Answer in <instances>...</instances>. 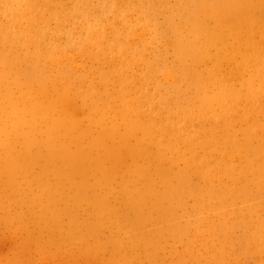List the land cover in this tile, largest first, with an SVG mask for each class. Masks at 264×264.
<instances>
[{
    "label": "rangeland",
    "instance_id": "1",
    "mask_svg": "<svg viewBox=\"0 0 264 264\" xmlns=\"http://www.w3.org/2000/svg\"><path fill=\"white\" fill-rule=\"evenodd\" d=\"M9 1L0 0V130L4 129L0 131V264H264V228L258 238L249 239L253 218L243 197L223 191L226 186L234 191L249 186L254 196L249 195L261 199L256 211L264 216V89L257 65L243 58L247 49L240 37L227 35L223 47L210 45L196 66L203 75L205 98L196 94L190 75L182 74L181 67L191 62L176 57L166 24L167 18L172 19L191 38L184 14L194 10L196 0H12L10 5ZM213 26L208 20L207 28ZM39 27L43 35L37 32ZM252 38L264 49V32L253 33ZM219 80L229 87V97ZM216 95L220 101L213 100ZM60 96L67 97L63 105ZM35 103L40 110L31 111ZM62 109L76 122L73 131L80 138L106 132L109 126L118 136L127 126L125 119L148 124L149 131H143L147 135L130 134L128 148L114 166L102 162L109 172L88 181L93 194L86 193L85 199L75 197L74 187L53 173L46 157V147L64 145L75 151L74 139L53 121L62 117L56 115ZM142 143L145 147L138 146ZM22 151L27 158L11 172L10 188L5 158ZM246 162L260 168L262 178L242 168ZM144 165H149L156 185L161 172L174 180L188 170L190 192L170 195L164 202L141 197L135 189L142 190L143 182L134 171ZM216 191L225 197L218 199ZM50 196L58 202L57 227L41 218L35 202ZM92 196L106 199L107 214L99 212V205L95 208L97 199ZM138 196L139 204H129ZM150 202L156 210L149 209ZM236 205L239 211L234 210ZM152 211L153 215L163 211L171 222L159 225L150 219ZM138 214L144 225L135 221ZM84 220L92 224L85 226ZM152 224L160 229L154 230ZM85 227L91 230L85 232Z\"/></svg>",
    "mask_w": 264,
    "mask_h": 264
},
{
    "label": "bare ground",
    "instance_id": "2",
    "mask_svg": "<svg viewBox=\"0 0 264 264\" xmlns=\"http://www.w3.org/2000/svg\"><path fill=\"white\" fill-rule=\"evenodd\" d=\"M9 1V0H8ZM38 1V0H37ZM160 1V0H159ZM198 1L194 6V10L195 11H200L202 13V16L196 14V12H194V10L192 11H187L184 14V21L188 24L187 26V31L188 33H190L191 38L184 34V32L179 31L178 27L176 26V24H174V22L172 21V19L167 18L166 19V24L168 27V30L170 32V36L174 37V41H173V47H174V51L176 54V57L178 58V60H189L191 62V65H185L182 68V74H184L185 76H189V83L194 87V89H196V94L200 95L201 97H205L206 95H204L205 92H201V90H203V86H204V82H203V75L202 72H200V69H197L196 66L199 64V62L202 60V58L204 57V55L207 53V49L208 47L211 45H216L219 47H223L226 44V36L227 35H232L234 38L238 39L240 37L242 44H244V47L247 49L244 53H243V58L245 60H251L254 61V63L257 65L258 70L260 71L259 74V81L263 84V89H264V49L261 46V44L254 40L252 38V34L253 33H258L261 34L264 32V0H196ZM11 1L8 2V4H12ZM39 2V1H38ZM88 2V1H87ZM27 3V2H26ZM7 4V5H8ZM32 4V2H31ZM165 6V5H164ZM191 6V5H190ZM58 7V6H57ZM136 8V7H135ZM32 9V8H31ZM33 11V10H32ZM31 12V11H30ZM138 12V10H137ZM28 13V12H27ZM64 13V12H63ZM151 13V12H150ZM32 14V13H31ZM34 14V13H33ZM46 14V13H45ZM4 15V14H3ZM9 16V15H8ZM31 16V15H30ZM33 16V15H32ZM10 17V16H9ZM34 17V16H33ZM41 17V16H40ZM132 17V16H131ZM31 18V17H30ZM63 20V19H62ZM210 20L214 23L213 29H209L207 28V21ZM28 21V20H27ZM38 21V20H37ZM32 22V21H31ZM92 26V25H90ZM28 30V29H27ZM37 32L39 34L43 35V32L41 30V27L36 28ZM91 32V31H90ZM6 34V33H5ZM90 35V33H89ZM7 36V34H6ZM5 37V36H4ZM8 38V37H7ZM6 38V39H7ZM259 38V37H258ZM5 39V38H4ZM92 40V39H91ZM6 41V40H5ZM18 41V39H17ZM5 43V42H4ZM262 43V42H261ZM30 48V47H29ZM126 50V49H125ZM19 54V53H18ZM4 55V54H3ZM21 59V57H20ZM36 62V61H35ZM130 63V62H129ZM168 63V62H167ZM36 65V64H35ZM18 70H21L18 69ZM25 70H22L23 74L26 75L27 73L24 72ZM21 73V72H20ZM74 73V71H73ZM104 73V72H103ZM178 74V72H176ZM19 74V73H18ZM105 74V73H104ZM119 74V73H118ZM180 74V73H179ZM204 74V73H203ZM100 75V74H99ZM8 78V77H7ZM111 78V77H110ZM206 79V78H205ZM204 79V80H205ZM187 80V79H186ZM203 82V83H202ZM64 83V82H63ZM220 88H223V93L226 96V93L228 94V88L227 86H225L224 84H222V80H219L217 83ZM226 84V83H225ZM256 85V84H255ZM65 86V85H64ZM211 86H214V84H212ZM210 86V87H211ZM216 86V85H215ZM219 86H216V88ZM69 88V87H68ZM214 89V88H213ZM212 89V90H213ZM225 89V91H224ZM206 90V87H205ZM211 90V88H210ZM230 90V89H229ZM252 90V89H251ZM198 91H200L198 93ZM232 90H230L229 92H231ZM211 93V92H210ZM230 94V93H229ZM229 94L227 95L229 97ZM252 96H256V93L254 90H252L251 92ZM11 94L8 93L7 97H10ZM220 95H216V97L213 100L216 101H220L221 97L219 98ZM251 96V97H252ZM231 97V96H230ZM233 98V97H232ZM119 99V98H118ZM17 100V99H16ZM200 100V99H199ZM19 101V100H18ZM59 101L60 103L63 105L66 101H67V97L64 96H60L59 97ZM198 101V100H197ZM203 104H207V101L204 100ZM53 101H51V103L49 102V107L52 108L53 106ZM23 104V103H22ZM67 104V103H66ZM19 106V110L20 108V103L18 104ZM183 105V104H182ZM15 106V105H14ZM12 106V108H16ZM129 105L126 103V101L123 102V107L127 108ZM25 107V102H24V106ZM22 107V108H23ZM57 107V106H56ZM223 107V106H222ZM31 108V111L34 110H40V106L38 104L35 103V105H33ZM67 109V108H66ZM66 109H62L59 113H57L56 115L59 116L60 114H62V117H58L56 119H54V123L56 124L57 128L64 133L65 135H69L72 139L71 141H74V146H75V151L71 152L66 146L64 145H59L57 148L54 147H46L45 151H46V157L48 158V162L51 164L52 169H53V173L59 178V179H66L73 187L74 190L76 191V198L77 199H85L86 198V193H90V195H92V190L90 184L93 183L95 181V178L97 175V173L100 174V178H103L107 172H109L108 170L106 171L104 165L102 162L108 163L109 165L114 166L115 162L121 158V156L123 157V152L125 151V149L128 148V146L126 145V141H128V137L130 136V134H132L131 136H135L137 132L141 133L145 130H147V125L144 124L143 122H139L138 119L135 120H127V126L124 129V132L122 134H118V136H115L114 133V127L113 126H109V128L106 130V132H103L101 134L95 135V136H87L84 138H80L77 134L73 131L74 126L76 125V122L73 121L70 117H69V112L66 111ZM14 110V109H13ZM12 110V111H13ZM24 110V109H23ZM68 110V109H67ZM130 110V109H129ZM187 110V109H186ZM18 111V109L16 110ZM135 111V110H134ZM15 112V110H14ZM21 111H18V113ZM23 112V111H22ZM26 112V111H25ZM49 112V110H48ZM138 112V111H137ZM146 112V111H144ZM184 112V110H183ZM189 112H191L189 110ZM17 113V112H16ZM17 113V114H18ZM136 113V112H135ZM134 113V114H135ZM184 113H187L184 112ZM204 113V112H203ZM54 114V113H53ZM52 114V115H53ZM73 114V113H72ZM139 114V112H138ZM159 114V113H158ZM192 114V113H191ZM140 115V114H139ZM142 116L144 115L141 114ZM140 115V117H141ZM188 115V113H187ZM186 115V116H187ZM18 116V115H17ZM20 116V114H19ZM194 117V116H193ZM22 118V117H21ZM128 118V117H127ZM137 118V117H136ZM146 119V117H144ZM144 119V120H145ZM194 119V118H193ZM143 119H141L140 121H142ZM169 120L171 121V119L169 118ZM229 120V119H228ZM21 121V120H19ZM18 121V122H19ZM137 121L139 123H137ZM167 121V122H170ZM125 123V122H124ZM156 123V122H155ZM6 126V125H5ZM8 126V125H7ZM171 126V125H170ZM160 127V126H159ZM34 128V127H33ZM41 128H43L41 126ZM155 128V127H154ZM80 129V128H79ZM152 129V128H151ZM2 130V129H1ZM0 130V131H1ZM4 130V129H3ZM3 130L1 132H3ZM7 130V129H6ZM5 130V131H6ZM165 130L164 127L163 129H161V131ZM149 131V130H147ZM153 131V130H152ZM164 132V131H163ZM47 133V132H46ZM145 133V132H143ZM149 133V132H148ZM230 133V132H229ZM9 135V134H8ZM145 135H147V132L145 133ZM13 137V136H12ZM11 137V138H12ZM38 137V136H37ZM43 137V136H42ZM89 137V138H88ZM152 137V136H151ZM164 137V136H163ZM225 137V136H224ZM234 136H232L233 138ZM14 139V138H12ZM60 139V137H59ZM146 139V138H145ZM235 139V138H234ZM26 141V140H25ZM28 141V140H27ZM44 141V140H43ZM133 141V140H132ZM152 141V140H151ZM168 141V140H167ZM171 141V140H170ZM4 142V141H3ZM8 142V140H7ZM147 142V141H145ZM156 142V141H155ZM9 143V142H8ZM11 143V142H10ZM109 143V144H108ZM137 143V142H136ZM151 143V142H150ZM167 143V142H166ZM44 144V143H43ZM142 145H138L143 146ZM170 144V143H169ZM11 145V144H10ZM9 145V147H10ZM25 145V144H24ZM2 146V145H1ZM7 146V145H6ZM16 146V145H15ZM160 146V145H158ZM167 146V145H165ZM175 146V144H174ZM145 147V146H143ZM169 147V145H168ZM167 147V148H168ZM121 148L123 149V151H121ZM134 148V147H133ZM132 148V150H133ZM136 148V147H135ZM3 149V148H1ZM34 149V148H33ZM139 149V148H138ZM4 150V149H3ZM142 150V149H141ZM145 150V149H144ZM254 153L256 152V149H253ZM43 151V150H42ZM34 152H38V151H34ZM137 153V151H135ZM215 152V151H214ZM178 153V152H177ZM1 154V153H0ZM128 154V153H127ZM2 155V154H1ZM26 152L24 153L19 152L17 153L15 156H10L5 158L6 159V168H7V173L9 175V181H8V186L11 188L13 185V180L11 178V172L15 171V169L18 168L17 162L20 159H25ZM133 156V155H132ZM153 157V156H152ZM156 157V156H155ZM163 157V156H162ZM179 157V155H178ZM177 157V158H178ZM183 157V155H182ZM194 157V156H193ZM27 158V157H26ZM171 158V157H170ZM181 159V158H178ZM27 160V159H26ZM183 160V159H182ZM135 161V160H134ZM151 162V161H150ZM159 163V161H158ZM185 163V162H184ZM252 162H246L242 168H244L245 170H251L253 173H257V176H260V178H262V172H260V168L258 167H253V164H251ZM117 164V163H116ZM147 164V163H146ZM106 165V164H105ZM155 166V164H153ZM136 166V165H135ZM138 166V165H137ZM146 166V165H144ZM170 166V165H169ZM172 166V165H171ZM118 167V165L116 166ZM142 169H139V167H135V175L136 177H139L143 184H142V190L144 191V194L142 193L141 187L136 188L135 190L138 192V195H140L141 197H143L145 195V198H156L155 202L157 200L158 201H163L165 199H168L170 197V195H174V194H178V195H183L184 193H186V191L191 188L190 182L188 181V176H189V172L187 171H183L184 173L182 174H177L178 176H175L176 178L173 180H170V178L166 175V173L161 172L158 174L157 173V178H158V183L156 185V182L151 181V173H150V167L149 165H147L145 168L144 167H140ZM116 169V168H115ZM156 169V168H155ZM183 169V168H182ZM112 170V169H111ZM22 171V170H21ZM106 171V172H105ZM117 171V170H116ZM156 171V170H155ZM191 171V170H190ZM244 170L242 169V172ZM247 171V170H246ZM133 172V173H134ZM180 172V171H179ZM245 172V171H244ZM106 173V174H104ZM112 173V172H111ZM172 173V172H171ZM249 173V172H248ZM251 173V172H250ZM248 175H251V174ZM114 174V173H113ZM112 174V175H113ZM244 174V173H243ZM134 175V174H133ZM253 175V174H252ZM79 177L80 180L79 182L76 181V177ZM109 177V176H108ZM111 177V176H110ZM252 177V176H251ZM76 178V179H75ZM257 178V177H256ZM251 179V178H250ZM254 179V178H253ZM252 179V180H253ZM243 180V179H242ZM252 180L250 182H252ZM88 181H91V183H89ZM123 181V180H122ZM175 182V183H173ZM250 182L248 184H250ZM253 182H255V180H253ZM173 183V184H172ZM261 183V180H259V185ZM123 184V183H122ZM163 184H166V189H164ZM171 184L173 186H171ZM174 184L178 185V188H176L174 190ZM256 184V183H255ZM257 184V185H258ZM139 185V184H138ZM175 185V186H177ZM244 185V184H243ZM246 185V183H245ZM122 186V185H121ZM254 186V185H253ZM252 186V187H253ZM249 186H239L237 187V191H234L232 189V187H225L226 191L225 193H234V194H240L243 198H242V203L243 205H247V209L249 210L248 213L250 214V216H252L253 220H251V225L254 229L253 232L250 233V238L249 239H255L258 238V231L262 230L264 228V216L262 217L261 214L257 213L256 211V207L261 205V199H253L249 194L253 191L252 189L248 188ZM251 187V186H250ZM260 187V186H259ZM226 188L228 190H226ZM258 190H260L258 187H256ZM187 189V190H186ZM263 189V188H262ZM8 190V189H7ZM193 190V189H192ZM255 190V188H254ZM257 191V190H256ZM70 192V191H69ZM134 192V191H132ZM190 192V191H189ZM210 192H214L211 191ZM255 192V191H254ZM258 192V191H257ZM262 192V190H261ZM130 193V192H129ZM221 193V194H219ZM225 193L222 195V191H216V195L218 199L225 197ZM253 193V192H252ZM251 193V195H253ZM255 194V193H254ZM233 195V194H232ZM257 195V194H256ZM255 195V196H256ZM260 195V193H259ZM257 195V196H259ZM96 196V195H95ZM119 196V195H118ZM227 198L228 196L230 197V195H226ZM234 196V195H233ZM254 196V195H253ZM181 197V196H180ZM178 197V198H180ZM90 198V196H89ZM92 198H96L97 200L93 201L94 204L96 205L95 208L99 205V210L101 209V211H99L100 213L103 212V214H107L109 212V205L108 202H106V199L103 196L100 197H94L92 196ZM140 197L138 196L137 199L135 198L136 201H130L129 204L134 205L137 203L139 204ZM177 198V199H178ZM237 198V197H234ZM144 199V198H143ZM171 199V198H170ZM176 199V198H175ZM233 199V198H232ZM241 199V197L239 198ZM124 200V199H123ZM130 200V199H129ZM236 200V199H234ZM35 201V199H34ZM60 201V200H59ZM154 201V199H153ZM252 201H254L255 203V207L252 206ZM39 210L41 211V218L44 219L45 221H53V224H55V221H58V215L60 214L57 209V204L58 202L56 201V199H54L52 196H50L48 199H36ZM125 202V201H124ZM154 202V203H155ZM164 202V201H163ZM231 202V201H230ZM234 202V201H233ZM236 202V201H235ZM143 203V200L142 202ZM140 203V204H141ZM146 202L143 203V205ZM152 203L150 202V207L149 209H153L152 208ZM157 203H155L156 205ZM160 204V203H159ZM224 204V203H223ZM153 205V207H158ZM162 205V204H161ZM160 207H162L163 210V205ZM183 205V204H182ZM239 205V204H238ZM236 205V206H238ZM242 205V204H241ZM242 205V207H243ZM125 206V205H123ZM180 206V205H179ZM225 206V205H224ZM122 207V206H121ZM127 207V206H125ZM129 207V206H128ZM138 207V206H136ZM241 207V206H240ZM94 208V209H95ZM134 208V206L132 207ZM140 208V205L139 207ZM143 209H145V207H142ZM166 208V207H165ZM239 206L234 209L235 211H239ZM246 208V207H245ZM96 209V211H97ZM129 209V208H128ZM135 210H137L136 208H134ZM133 209V210H134ZM147 209V208H146ZM238 209V210H237ZM139 210V209H138ZM156 210V209H153ZM161 210V209H160ZM97 211V213H98ZM147 211V210H145ZM66 213H68L67 210H65ZM131 212V210L129 211ZM139 212V211H137ZM150 212V210H149ZM148 212V213H149ZM96 213V212H95ZM96 213V216H98ZM132 213V212H131ZM136 213V212H135ZM154 211H152V215H153ZM236 212H234L235 214ZM99 214V213H98ZM102 214V215H103ZM124 214V213H123ZM156 214V213H155ZM154 214V215H155ZM169 215V212L167 213ZM237 214V213H236ZM240 214V212H239ZM114 215V214H113ZM150 215V214H149ZM150 215V219H154V221H156L159 225H161L159 222L160 221H169L171 222V220L169 219V217L166 218V214H164V212H160L157 213L155 216ZM112 216V215H111ZM123 216V215H122ZM130 216V215H129ZM133 216V213H132ZM131 216V218H132ZM141 215L138 214V216L136 217V222L137 220L141 221V223H143L142 225H144V221L142 219V217H140ZM174 216V215H173ZM127 219L128 215H126ZM134 218V217H133ZM172 218V216H171ZM117 220L116 218H114L113 221ZM130 220V219H129ZM129 220L127 222H129ZM133 220V219H132ZM143 220V222H142ZM153 221V222H154ZM84 222V225H88L85 224V222L89 223L90 221H82L81 223ZM94 222V221H93ZM120 223V221L117 220L116 223ZM134 222V221H133ZM155 222V224H156ZM168 222V223H169ZM175 222V221H174ZM180 222V221H179ZM247 222V221H246ZM52 223V222H51ZM115 223V225H116ZM132 223V222H130ZM129 223V224H130ZM140 223V224H141ZM167 223V224H168ZM57 225H59L58 223H56ZM55 224V227H57V225ZM90 224H92V222H90ZM121 224V223H120ZM119 224V225H120ZM127 224V223H126ZM133 223L132 227H134ZM165 224V223H164ZM177 224V223H176ZM118 225V224H117ZM116 225V226H117ZM122 225V224H121ZM120 225V226H121ZM128 225V224H127ZM150 226V224H148ZM159 225H157L159 227ZM163 225V224H162ZM178 225V224H177ZM54 226V225H53ZM92 227L95 225H91ZM136 226H138L137 228L142 231V229H140V226L136 224ZM136 226L134 227L136 230ZM147 226V227H149ZM153 226V229H157L154 228V224L151 225V228ZM84 227V226H83ZM146 227V229H147ZM173 227V226H172ZM90 228V227H89ZM97 228V226H96ZM95 228V229H96ZM124 228H126L124 226ZM131 228V224L130 226L127 228L129 229ZM144 228V226H143ZM179 228V227H178ZM182 228V227H181ZM222 228V226H220V229ZM86 229L85 232H89L90 229H88V227L83 228ZM88 229V231H87ZM93 229V228H92ZM94 229V230H95ZM119 229V228H118ZM123 228H121L122 230ZM162 229V228H161ZM251 229V228H249ZM150 230V229H149ZM93 231V230H92ZM96 231V230H95ZM91 232V231H90ZM124 232V230H123ZM136 232V231H134ZM146 232V231H145ZM171 232V230H170ZM179 232H182L179 230ZM184 232V229H183ZM95 233V232H93ZM91 232V234H93ZM147 233V232H146ZM177 233V231H176ZM175 233V234H176ZM121 234V233H120ZM140 234V233H139ZM138 234V235H139ZM152 234V233H151ZM160 234V233H158ZM164 234V233H163ZM178 234V233H177ZM129 235V234H128ZM137 235V234H136ZM144 234H141V236H143ZM148 235V234H147ZM157 235V234H156ZM180 235V234H179ZM178 235V237H179ZM133 236V235H131ZM140 236V239H141ZM155 236V235H154ZM158 236V235H157ZM164 237V236H163ZM117 238H114V240H116ZM146 239V238H145ZM156 237H155V241H156ZM113 240V239H112ZM114 240L111 242L113 243ZM118 240V239H117ZM152 240V239H151ZM138 241H140L138 239ZM143 241V240H142ZM148 238H147V243H148ZM154 241V240H153ZM150 241V242H153ZM97 242V241H95ZM176 242V241H175ZM118 243V242H116ZM146 243V244H147ZM156 243V242H154ZM149 244H153V243H149ZM150 245V246H151ZM235 245V244H234ZM153 246V245H152ZM155 246V245H154ZM154 251L156 246L154 247ZM152 248V249H153ZM160 248V247H159ZM158 248V249H159ZM152 252V251H149ZM156 255V252H153ZM152 253V254H153ZM154 255V256H155ZM152 256V255H151ZM157 257V255H156ZM223 257V256H222ZM152 258V257H151ZM208 263V262H207Z\"/></svg>",
    "mask_w": 264,
    "mask_h": 264
}]
</instances>
